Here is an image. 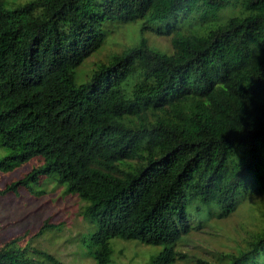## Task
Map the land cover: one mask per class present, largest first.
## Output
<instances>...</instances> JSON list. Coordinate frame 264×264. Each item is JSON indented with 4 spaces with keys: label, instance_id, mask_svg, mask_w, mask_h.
<instances>
[{
    "label": "trees",
    "instance_id": "obj_1",
    "mask_svg": "<svg viewBox=\"0 0 264 264\" xmlns=\"http://www.w3.org/2000/svg\"><path fill=\"white\" fill-rule=\"evenodd\" d=\"M5 5L0 174L32 165L0 185V201L43 193L35 188L48 179L65 186L96 222L87 243L97 264L112 262L117 238L160 247L151 264H183V239L255 211L262 224L245 243L196 262L264 264V0ZM134 24L133 43L79 73ZM144 32L171 36L172 50ZM29 240L5 241L0 264H65Z\"/></svg>",
    "mask_w": 264,
    "mask_h": 264
},
{
    "label": "rangeland",
    "instance_id": "obj_2",
    "mask_svg": "<svg viewBox=\"0 0 264 264\" xmlns=\"http://www.w3.org/2000/svg\"><path fill=\"white\" fill-rule=\"evenodd\" d=\"M6 7H14L32 0H5ZM36 15L42 13L41 8L34 10ZM140 36L138 25H127L118 29L106 46L87 59L79 73L85 75L96 63L107 61L109 55L130 45ZM152 45L161 50L171 51V36L156 35L144 32ZM5 150L0 149V155ZM32 164H26L10 175L0 174V185L9 183L21 177L31 169ZM34 193L21 189V195L4 197L0 201V246L7 240L19 238L25 245L29 239L39 248L54 253L65 264H97L91 253L87 240L96 231V222L84 215L85 201L77 194L66 192L65 186L48 179ZM47 219L56 224L43 234L34 236L39 231L41 223ZM257 212L251 215L244 209L220 222L219 228L213 233L196 232L183 239L176 249L188 255L190 261L183 264H197V259H211L216 254L238 249L252 233L261 226ZM34 236V237H33ZM22 237V238H21ZM114 253L110 264H151V259L160 247L146 245L137 240L114 239ZM49 264V263H47Z\"/></svg>",
    "mask_w": 264,
    "mask_h": 264
}]
</instances>
